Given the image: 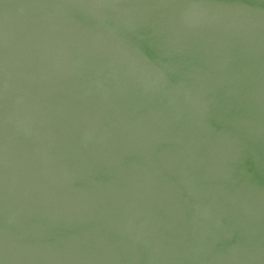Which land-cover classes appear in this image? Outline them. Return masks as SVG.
<instances>
[{"label":"water","instance_id":"obj_1","mask_svg":"<svg viewBox=\"0 0 264 264\" xmlns=\"http://www.w3.org/2000/svg\"><path fill=\"white\" fill-rule=\"evenodd\" d=\"M0 264H264V0H0Z\"/></svg>","mask_w":264,"mask_h":264}]
</instances>
